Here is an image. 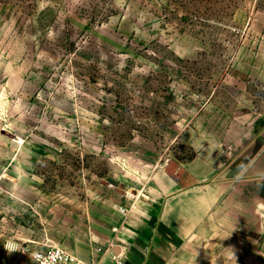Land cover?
Returning <instances> with one entry per match:
<instances>
[{
	"label": "rangeland",
	"instance_id": "1",
	"mask_svg": "<svg viewBox=\"0 0 264 264\" xmlns=\"http://www.w3.org/2000/svg\"><path fill=\"white\" fill-rule=\"evenodd\" d=\"M256 117L264 0H0V264L105 246L158 171Z\"/></svg>",
	"mask_w": 264,
	"mask_h": 264
},
{
	"label": "crops",
	"instance_id": "2",
	"mask_svg": "<svg viewBox=\"0 0 264 264\" xmlns=\"http://www.w3.org/2000/svg\"><path fill=\"white\" fill-rule=\"evenodd\" d=\"M262 119L236 145L202 150L176 173L158 171L145 198L122 208L126 224L102 238L105 246L67 248L82 264H264ZM33 246L15 247L28 264H38Z\"/></svg>",
	"mask_w": 264,
	"mask_h": 264
},
{
	"label": "built area",
	"instance_id": "3",
	"mask_svg": "<svg viewBox=\"0 0 264 264\" xmlns=\"http://www.w3.org/2000/svg\"><path fill=\"white\" fill-rule=\"evenodd\" d=\"M32 255L38 264H82L81 258L75 252L59 244H49L44 249L33 251ZM114 264L147 263L145 261L131 263L119 258Z\"/></svg>",
	"mask_w": 264,
	"mask_h": 264
}]
</instances>
